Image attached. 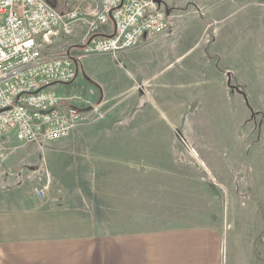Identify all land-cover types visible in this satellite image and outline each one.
<instances>
[{
    "label": "rangeland",
    "instance_id": "1",
    "mask_svg": "<svg viewBox=\"0 0 264 264\" xmlns=\"http://www.w3.org/2000/svg\"><path fill=\"white\" fill-rule=\"evenodd\" d=\"M212 7L85 57L53 88L84 121L59 142L1 138L0 201L45 191L100 234L216 229L227 264H264V0Z\"/></svg>",
    "mask_w": 264,
    "mask_h": 264
},
{
    "label": "built area",
    "instance_id": "2",
    "mask_svg": "<svg viewBox=\"0 0 264 264\" xmlns=\"http://www.w3.org/2000/svg\"><path fill=\"white\" fill-rule=\"evenodd\" d=\"M162 1L101 0L83 12L60 11L49 0H0V139L24 144L68 139L86 116V106L53 89L79 76L71 39H78L83 56L116 57L171 30L175 22ZM83 17L86 30L77 38L75 24ZM109 25L114 33L102 35ZM37 196L44 198L45 191Z\"/></svg>",
    "mask_w": 264,
    "mask_h": 264
},
{
    "label": "crops",
    "instance_id": "3",
    "mask_svg": "<svg viewBox=\"0 0 264 264\" xmlns=\"http://www.w3.org/2000/svg\"><path fill=\"white\" fill-rule=\"evenodd\" d=\"M221 1V0H219ZM218 0H163L161 7L174 22L196 14L207 15ZM60 11L95 9L101 0H55ZM205 17V16H204ZM86 30L84 17L75 24L80 38ZM114 26L104 27L102 35H112ZM71 52L82 62L78 39H71ZM17 141V140H15ZM18 142V141H17ZM23 145H28L20 142ZM21 148V147H17ZM0 201V264H227L223 237L211 228H171L153 231L97 232L91 220L71 216L49 198L19 194ZM18 197V199H17ZM234 264H255L254 253Z\"/></svg>",
    "mask_w": 264,
    "mask_h": 264
}]
</instances>
